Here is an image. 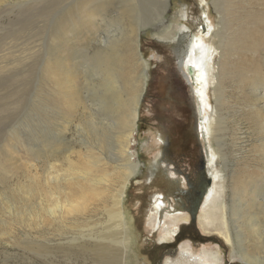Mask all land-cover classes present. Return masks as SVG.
I'll return each instance as SVG.
<instances>
[{
  "label": "rangeland",
  "instance_id": "rangeland-1",
  "mask_svg": "<svg viewBox=\"0 0 264 264\" xmlns=\"http://www.w3.org/2000/svg\"><path fill=\"white\" fill-rule=\"evenodd\" d=\"M86 1L0 0V264H103L100 253L95 251L97 248L90 235L95 226L104 225L107 209L114 203L119 211H122L124 207L125 211L133 217L134 238L133 245L131 244L129 248L124 249L114 245L113 250L116 255L112 258L111 264H164L167 257L176 259L179 256L180 244L183 242L191 243L195 254H199L204 249L214 251L213 248L218 245L225 264H246L239 259L232 262V248L220 233L222 230L220 220L218 221L217 218L214 225H207L204 228L200 222V209L193 228L183 227L189 220L179 221L180 227L177 233L179 235L175 236L174 246L168 241V243L161 242L162 218L158 219L153 227L152 220L148 217L154 196L160 191L156 184L148 183L150 181L148 167L161 151L158 132L154 127L156 122L153 118L155 114H158L155 105L165 100V93L158 91L157 88L163 87V84L169 80V75L179 74L182 77L184 66H179L177 54L181 52L182 55H186V52L191 50L193 38L199 35V30L203 29L202 26L207 22V13L215 25V30L221 27L220 14L211 4L212 1L208 4L205 0H171L164 20L167 19L170 25L180 24V27L189 33L188 44L186 43L181 51L178 50L182 47L181 44L178 46L172 37L156 35L155 25H159L161 21L150 24L153 31L149 29L141 33L139 51L151 65L147 90L141 102V112L137 122L139 124L136 152L139 153V161L143 164V168L137 178H134L128 186L126 185L124 189L126 195L117 196L122 189L121 179L118 173L107 169L103 171L108 174L105 175L107 181L99 182L95 188L90 187L81 178L79 179L83 184L81 190L73 194L69 193L68 197L64 189L59 188V178L67 176L68 180L74 179L78 177V175H72L75 172L81 177L85 176L84 172L90 167L92 178L99 179L103 174L96 166L87 162L95 159L97 155L96 147L91 148L93 151H90L86 147L87 144L80 143L85 142L84 136H88L87 132H84V136H80L74 125L62 138L61 133L54 131V123L60 122L61 119L58 118L56 111L60 110L61 113L63 108L61 109L58 99L53 95L46 73L50 66L48 61H53L58 54L66 56L72 65L75 63V67L90 66L84 59L91 61L98 47L105 46L102 38L106 42L113 38L117 26L110 23L109 17H106L108 20L106 24L100 21L99 25L94 22L88 25L82 20L83 16L79 17L75 14L77 6ZM118 1L121 2V0H110V3ZM124 1L122 0V3ZM252 3L253 10L257 13L256 20L260 21L259 25L263 27L264 0H252ZM117 13V9H113V12L109 11L108 15ZM75 23L80 26L78 27ZM90 25L91 33L94 35L90 34L91 38L85 41V37L81 34L85 32L89 34ZM174 28V33L178 34L179 29ZM80 31L82 33H79ZM216 39L219 40V38ZM260 43H262L261 49L264 50V40H260ZM136 51L134 49L132 53H127L126 60L127 67L135 66L137 68L135 72L138 75L140 68L136 62ZM250 53L248 52L247 59H251ZM250 59L248 60L252 62ZM184 60L187 62L189 58L186 56ZM80 61H83V64ZM261 64L264 66L263 62ZM226 87L227 93L231 94L230 91L233 90L231 85L227 83ZM80 88L83 90L82 95L86 98V102L91 103L93 87L89 89L90 91H86L82 85ZM196 95H198L197 92ZM213 98L211 96V99ZM49 101L52 102H50L52 104L50 109L47 108ZM235 101L238 100L235 99ZM248 102L257 104L253 96L249 97ZM66 108L65 114L69 112L68 107ZM206 109L209 111L208 108ZM85 112L84 110L83 116ZM82 115H77L76 123L78 120L82 122ZM86 116L88 118L90 114ZM242 122L244 123L242 128L248 136L245 139L247 149H250L249 156L243 159V162L248 164L251 175L257 178V181L259 180L258 192L264 201V157L261 158L258 154L260 140L264 134L255 119L247 116ZM216 133L217 131L212 130L207 138L201 139V144L209 153L212 149L216 150V159L221 162L222 157L215 144L217 143ZM230 140L227 152L229 151L232 154H229V157H232L234 147L231 145L233 140ZM51 146H56L54 150L57 149L59 152L53 151ZM66 150L71 152L70 161H64L61 157V153ZM53 156L62 159L58 162L50 161ZM60 161H64L62 165ZM82 164L85 171L76 168L77 165L83 166ZM218 167L221 168L222 164L219 163ZM250 176L246 179H250ZM142 182L145 183L142 184ZM228 185H231L230 178ZM229 195L230 189L228 200L231 199ZM229 204L227 213L230 219L236 215L231 212L232 205ZM263 204L261 207L264 208ZM71 205H77L79 209L73 211ZM159 220H161L160 224ZM261 229L264 232V219ZM247 234L250 239L258 238L249 230ZM261 240L264 241V238ZM262 247L264 244L258 251L264 254Z\"/></svg>",
  "mask_w": 264,
  "mask_h": 264
},
{
  "label": "bare ground",
  "instance_id": "bare-ground-1",
  "mask_svg": "<svg viewBox=\"0 0 264 264\" xmlns=\"http://www.w3.org/2000/svg\"><path fill=\"white\" fill-rule=\"evenodd\" d=\"M205 1L208 4L212 1L211 4L220 14L221 27L215 30V25L207 13V22L202 26L203 29L199 30V35L197 34L193 38V43L190 45L191 50L186 52V55H182L181 52L177 54L178 60L182 59L184 76L193 84V92L197 98L199 109L200 134L205 139L212 130L217 131L216 135L214 134L217 139L215 144L222 157L220 162L216 159V150L212 149L210 153L206 150L207 172L212 183L209 184L200 208V222L205 228L207 225H214L217 218L218 221L220 220L222 225L220 233L232 248V262L239 259L246 264H264V254L258 251L264 244V241L261 240L264 238V232L261 229L264 219V208L261 207V204L264 201L258 192L259 180L257 181V178L251 175V171L247 167L248 164L243 162V159L249 156L250 149H247L245 141L248 138L247 133L242 128L243 119L249 116L257 121L264 134V66L261 64V62L264 63V50L261 49L262 43H260V40H264V26L261 27L260 21L256 20L258 19L256 18L257 13L253 10L252 0ZM170 2L171 0H125L122 3L121 0V2L110 3V0H87L77 6L75 14L79 17L83 16L82 20L88 25L91 22L99 25L100 21L106 24L108 23L106 17H109L110 23L117 26L116 32L113 33L114 35L112 34L113 38L106 42L103 41V36L101 37L105 46L98 47L94 57L90 59L91 61L84 59L90 66L78 65L75 67V63V66L72 65L66 56H61V54H58L53 61H48L50 66L46 73L50 86L61 109L63 108L61 113L60 110H55L58 118L62 120L54 123V131L61 133V137L64 138L75 125L80 136H84V132L88 133L90 138L84 136L85 142L80 143L87 144L86 147L90 151H93L91 148L96 147L97 155H95V159L87 162L96 166L101 173L106 169L118 173L122 189L117 193V196L124 197L126 195V192L124 193L126 185L128 186L134 178H137L143 168V164L139 161V153L136 152V145H138L136 135L139 124L137 122L141 112V102L144 100L143 97L147 90L148 72L151 65L139 51L141 33L147 32L149 29L153 31L150 24L161 21L159 25H155L156 35L172 37L178 46L181 44L182 47L178 48L179 51L183 49L189 36V33L180 27V24L170 25L167 19L164 20ZM113 9H117L118 13L109 16L108 12H113ZM67 26L69 27V24ZM174 27L179 29L178 34L174 33ZM89 28L90 32L87 31L89 34L86 32L81 34L82 37H85V41L91 38L92 26L90 25ZM76 43H78L77 40ZM76 45L78 47V44ZM134 49L137 50L135 56L140 68L138 75L135 72L137 69L135 66L127 67L126 55L132 53ZM248 52H251V59H248L252 62L247 59ZM186 56L189 58L187 62L184 60ZM189 67L193 69L192 77L188 74ZM227 83L233 88L230 91L231 94L227 93ZM80 85L86 91H90L89 89L93 87V89L91 88L93 93L90 92L93 95L91 103L86 102ZM211 96L214 98L211 99ZM250 96L256 98L257 104L248 102ZM50 102L47 103L48 109L52 105ZM66 107L71 113L65 114ZM84 110L86 112L83 116ZM78 114L82 115L83 119L82 122L78 120L79 123H76ZM86 114H90V116L87 118ZM52 134L54 135V133ZM230 135L232 136L230 137ZM229 140L232 141L231 145L234 147L232 157H229L231 153L227 152ZM260 141L258 154L263 158L264 135ZM51 147H53V151L59 152L57 149L54 150L57 148L56 146ZM70 154V150H66L61 153V157L64 158V161H70ZM58 158L53 156L50 161L58 162L62 159ZM64 161H60L61 165ZM219 163L222 164L221 168L218 167ZM158 165L154 160L148 167L150 181L154 180V176L162 171L160 169L156 171ZM101 166L104 167L101 168ZM76 168L85 171L84 165H77ZM84 174L85 176L81 177L77 172L72 173L78 177L69 180L67 176L59 178V188H63L68 197L69 193L73 194L75 191L81 190L83 184L79 181L80 178L92 188H95L99 182L107 181L105 177L108 175L107 173H103L99 179L92 178L91 167ZM249 176L250 179H246ZM229 178L231 179L230 186L228 185ZM229 189L230 200L227 198ZM170 200L166 193H156L148 217L151 218L153 227L157 220L162 218L161 242L168 241L174 246L175 236L179 235L177 234L180 227L179 221L181 219L188 221L189 216L177 209ZM229 203L232 205L231 212L236 215L230 219L227 213ZM71 207L74 209L73 211L79 209L77 205H71ZM106 217L104 225L93 226L94 231L90 237L97 248L95 251L99 252L102 257L103 264H111L112 258L116 255L113 250L115 249L114 245L126 249L132 244L134 238L132 235L133 217L125 211L124 207L122 211H119L115 203L107 209ZM160 223L161 220H159ZM248 230L255 233L258 238L250 239L247 234ZM213 250L204 249L199 254H195L193 245L183 242L180 244L179 256L176 259L167 257L164 264H225L222 261L223 254L220 247L216 245ZM262 250L264 251V247Z\"/></svg>",
  "mask_w": 264,
  "mask_h": 264
},
{
  "label": "flooded vegetation",
  "instance_id": "flooded-vegetation-1",
  "mask_svg": "<svg viewBox=\"0 0 264 264\" xmlns=\"http://www.w3.org/2000/svg\"><path fill=\"white\" fill-rule=\"evenodd\" d=\"M181 75H169L163 87L157 88L165 93V100L155 105L158 114L153 118L161 144L156 171H162L148 183L156 184L159 193H166L177 209L187 213L189 222L183 227L193 228L196 221H192L191 212L199 211L212 181L207 172V152L201 144L197 98L191 81Z\"/></svg>",
  "mask_w": 264,
  "mask_h": 264
},
{
  "label": "water",
  "instance_id": "water-1",
  "mask_svg": "<svg viewBox=\"0 0 264 264\" xmlns=\"http://www.w3.org/2000/svg\"><path fill=\"white\" fill-rule=\"evenodd\" d=\"M181 63H182V59L178 60L179 66L181 65ZM187 70H188V74L192 77L193 76V69L191 67H189ZM197 209L191 212L192 221H194V222L197 219V213H198Z\"/></svg>",
  "mask_w": 264,
  "mask_h": 264
}]
</instances>
